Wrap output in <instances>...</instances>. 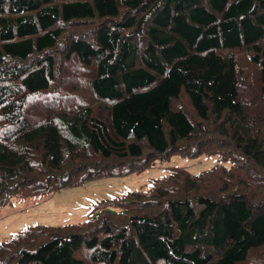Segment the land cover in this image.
<instances>
[{"label": "trees", "instance_id": "16d2710c", "mask_svg": "<svg viewBox=\"0 0 264 264\" xmlns=\"http://www.w3.org/2000/svg\"><path fill=\"white\" fill-rule=\"evenodd\" d=\"M246 89L259 93L245 102ZM175 153L230 165L173 168L84 221L27 228L0 243V264L264 252V0H0V208Z\"/></svg>", "mask_w": 264, "mask_h": 264}, {"label": "rangeland", "instance_id": "374dc122", "mask_svg": "<svg viewBox=\"0 0 264 264\" xmlns=\"http://www.w3.org/2000/svg\"><path fill=\"white\" fill-rule=\"evenodd\" d=\"M69 68L73 69L72 64H69ZM251 68H249V77L252 75L254 77V71ZM246 80L244 78V81ZM248 82L250 84L253 83L251 78H248ZM78 86L80 91H82V96L85 97L88 94L87 92H84L85 95L83 94L85 84H78ZM258 93L254 89L252 94H250L246 89L241 92V97L246 99L245 102H247L251 96L258 95ZM217 164H222L225 167L230 165L229 162L219 163L216 156L182 157L180 154L175 153L164 162L156 161L147 170L138 169L141 165L139 163L137 164L138 167H135L136 171L125 176L92 179L81 186L62 189L46 197H15L10 204L0 208V243L27 228L51 227L84 221L87 218L88 208L97 201L121 197L130 191L147 190L153 179L163 177L173 168L183 169L189 174L197 175L201 172L209 171ZM112 211L119 212V208L116 207ZM259 253L260 258L256 259L257 262L255 264H258V262L263 264L264 252ZM76 257L85 262L88 260L85 250L76 253Z\"/></svg>", "mask_w": 264, "mask_h": 264}]
</instances>
